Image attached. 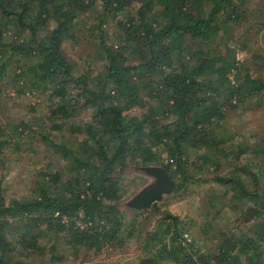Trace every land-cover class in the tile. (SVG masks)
<instances>
[{
	"label": "trees",
	"instance_id": "16d2710c",
	"mask_svg": "<svg viewBox=\"0 0 264 264\" xmlns=\"http://www.w3.org/2000/svg\"><path fill=\"white\" fill-rule=\"evenodd\" d=\"M248 6L0 0V79L50 103L47 130L24 120L0 127V156L40 138L68 161L38 171L19 197L0 181V264H60L70 251L129 243L142 246L141 264H264V129L243 138L224 126L243 104L264 101V56L254 55L255 74L237 56ZM79 107L93 111L77 126ZM66 128L76 146L56 142ZM149 166L166 169L177 196L202 188L201 220L158 202L121 209L126 172Z\"/></svg>",
	"mask_w": 264,
	"mask_h": 264
},
{
	"label": "rangeland",
	"instance_id": "374dc122",
	"mask_svg": "<svg viewBox=\"0 0 264 264\" xmlns=\"http://www.w3.org/2000/svg\"><path fill=\"white\" fill-rule=\"evenodd\" d=\"M248 1V8L253 13L248 17L246 27L238 29L234 33L237 36L235 41L236 43L238 41L237 44L240 46L238 48V58L240 60L249 59L251 73L255 74V67L252 63V60L255 59L254 55L264 56V0ZM73 44L70 43L65 49L68 54L75 58L78 57L77 53L81 52L82 49L77 46L80 44ZM242 45H244V49H242ZM77 70L79 71L81 68L78 67ZM49 104L48 94L33 93L29 95L23 93L17 96L11 84V76L0 79V127L5 128L7 123L13 127L24 120L27 122L38 121L47 130V123L49 122L46 116L49 111ZM32 106H35L36 109H32ZM80 109L79 107L78 116L70 121L77 126L83 121H90L92 117V109L88 107ZM224 126L228 128L230 133H240L238 135L242 134L243 138H251L254 132H260L264 129V101L256 106H252L250 102L243 104L228 116ZM54 135L57 143L70 140V144L76 146L79 140L77 136L70 132L69 128H66L63 132H54ZM79 136L81 138L83 135L80 134ZM25 141L26 139L23 138L20 149L15 145L6 147L4 150L5 156H0L3 159L0 162V181L9 198L27 194L38 171L53 170L57 163L59 167L68 164V161L63 160L61 153L48 146L49 144L43 139L36 138L31 144ZM51 162L55 166L52 164V167L48 168V164ZM132 180L133 183L130 184ZM124 181L128 182L129 186L121 203V209L127 210L131 209L127 202L145 186L156 181V177L142 169L132 168L126 172ZM206 187L203 185V188ZM205 201L202 188H198L196 193L184 196H177L175 189L173 193L165 195L158 203L163 209H169L173 213L182 216L190 214L191 218L201 220L202 213L207 207ZM232 220L233 218L228 221L229 225L233 222ZM187 233L193 237L191 232L188 231ZM141 252L143 250L139 243H129L123 247L108 246L97 254L92 252L73 253L70 251V255L68 254L60 264H141V259L144 256L141 255Z\"/></svg>",
	"mask_w": 264,
	"mask_h": 264
},
{
	"label": "water",
	"instance_id": "95a60500",
	"mask_svg": "<svg viewBox=\"0 0 264 264\" xmlns=\"http://www.w3.org/2000/svg\"><path fill=\"white\" fill-rule=\"evenodd\" d=\"M142 170L154 175L156 181L145 186L127 204L139 209H149L155 202L163 199L165 195L173 193L177 188V182L163 167L149 166L142 168Z\"/></svg>",
	"mask_w": 264,
	"mask_h": 264
},
{
	"label": "built area",
	"instance_id": "2783aa9c",
	"mask_svg": "<svg viewBox=\"0 0 264 264\" xmlns=\"http://www.w3.org/2000/svg\"><path fill=\"white\" fill-rule=\"evenodd\" d=\"M184 238H185L187 241H189V242H190L192 237H191V236H189V234H188V233H185V234H184Z\"/></svg>",
	"mask_w": 264,
	"mask_h": 264
}]
</instances>
